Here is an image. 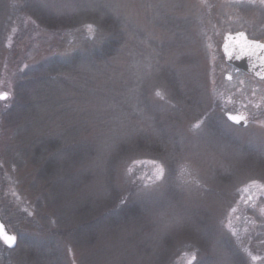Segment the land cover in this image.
Here are the masks:
<instances>
[{
    "label": "rangeland",
    "instance_id": "374dc122",
    "mask_svg": "<svg viewBox=\"0 0 264 264\" xmlns=\"http://www.w3.org/2000/svg\"><path fill=\"white\" fill-rule=\"evenodd\" d=\"M237 30L264 40L262 0H0V170L15 175L0 183L46 214L0 197L19 240H0V264H264V80L226 63ZM105 38L119 44L112 57L15 88L23 71ZM24 88L36 111L9 119ZM237 112L248 126L226 119ZM44 135L101 148L37 209L44 183L22 147Z\"/></svg>",
    "mask_w": 264,
    "mask_h": 264
},
{
    "label": "trees",
    "instance_id": "16d2710c",
    "mask_svg": "<svg viewBox=\"0 0 264 264\" xmlns=\"http://www.w3.org/2000/svg\"><path fill=\"white\" fill-rule=\"evenodd\" d=\"M118 42L114 38H109L103 40V41H97L95 40L92 43V47L90 51L86 49L84 53L81 51H77L74 54L70 55L69 59H62L60 56H53L50 59L46 60L45 62H41L36 67H39L40 69L32 71V73L29 70L23 71L19 77L15 80V88L24 87L27 85H37V81H47L49 79H55L57 75H62L64 72H69L73 70L77 63L82 61L83 56H87L86 54H89V59L92 61L98 62L101 59H108L112 57L116 50L118 49ZM88 48V47H87ZM88 50V51H87ZM86 58V57H84ZM40 70H45L46 73L42 74H36V78L32 79V74L34 72H39ZM70 77H66V79H69ZM69 84V83H68ZM70 86V84H69ZM19 91V89H18ZM28 89L24 88V94L22 98H18V102L14 103L8 113H6V117L9 119H13V111L17 109L16 111L19 112V109H23L24 112H35L36 110L33 109V101L29 98L27 94ZM41 92L46 91V89L39 90ZM47 95H43L42 97L38 96L37 99L40 101L44 106H47L50 103L49 98H46ZM42 98V99H41ZM46 98V99H45ZM18 105V107H17ZM17 107V108H16ZM73 107L69 106L67 107V111H71ZM65 111L67 114L68 112ZM94 118L92 116H89L88 121H94ZM11 123V121H7ZM21 128V127H19ZM69 136V135H68ZM78 141L77 143L80 144L77 146V148H73L74 145L71 144L70 141L64 140L61 136H48L44 135L38 140H30L28 145H25L22 147L23 156L29 160V163L36 167V177L40 180H42V183H44V188L40 190V193L35 197L37 199L32 198L33 201H36V208L38 209L40 207V202L43 201L44 197H49V192L52 193L53 196H58L59 192L64 189V186L61 188V183L59 180L62 181H69L73 180L76 176L75 174V168L71 166L72 161H77L79 158L83 157V159H90L94 158L95 155V148L96 146L98 148H101L100 143L92 144L89 142L90 140H86L84 137L76 138ZM75 151V152H74ZM126 155V154H124ZM122 156V153H121ZM117 159L114 160L112 163L108 164L106 169H109L111 173L112 167L116 164ZM87 165V164H85ZM83 165V166H85ZM82 166V167H83ZM73 168V169H72ZM77 172V171H76ZM13 170L10 169V176L7 174H4L3 171L0 170V176L3 178V180L9 181L10 179H13L15 175H13ZM81 175V171H80ZM111 175V174H110ZM108 177V176H107ZM112 177L110 176L108 180H111ZM63 183V182H62ZM2 185L0 187V197L5 198H14L19 206L24 209L25 213H31L30 210V201L31 196L29 198H23L19 201L17 197L21 196V193L23 192L21 189L16 193V191L13 189L14 185H7V183H0ZM8 186V187H7ZM31 189H35L34 186L31 187ZM36 194V192H33V195ZM117 196V195H116ZM127 196H125L124 199H126ZM123 199V200H124ZM116 200V198H115ZM122 200V201H123ZM19 201V202H18ZM117 201V200H116ZM117 202L118 204H122L123 202ZM116 203V204H117ZM4 203H1L0 201V207H3ZM119 205H117L118 207ZM116 208V207H115ZM115 208H109L104 213L99 214L98 216H103L104 214L116 211ZM127 214L134 213V211H126ZM41 213V210L33 213L34 215L38 216V214ZM31 213V216L35 217ZM42 219L46 218V214L41 213ZM19 241V240H18ZM43 248H46V245H42ZM6 248V247H5ZM7 249V248H6ZM10 250V249H9Z\"/></svg>",
    "mask_w": 264,
    "mask_h": 264
},
{
    "label": "water",
    "instance_id": "95a60500",
    "mask_svg": "<svg viewBox=\"0 0 264 264\" xmlns=\"http://www.w3.org/2000/svg\"><path fill=\"white\" fill-rule=\"evenodd\" d=\"M243 35H240V34ZM256 45H264V41L251 38L247 32L238 30L234 32H227L224 35L221 46L225 61L232 66L235 71H242L257 79L264 80V48H259ZM227 46V50H226ZM242 115L246 117V121L236 123L229 119V115ZM226 118L232 124L240 127H246L249 124L248 115L244 112L227 113ZM0 225L5 226L7 233L15 235L9 228L8 224L0 214ZM16 236V235H15ZM16 243L9 247L2 241V243L9 249H15L18 245V237L16 236Z\"/></svg>",
    "mask_w": 264,
    "mask_h": 264
},
{
    "label": "snow or ice",
    "instance_id": "6c2138e0",
    "mask_svg": "<svg viewBox=\"0 0 264 264\" xmlns=\"http://www.w3.org/2000/svg\"><path fill=\"white\" fill-rule=\"evenodd\" d=\"M262 2H264V0H262ZM88 28L90 31L93 30L91 25H89ZM240 35L243 34L241 33ZM256 46L259 48H264V45H256ZM226 50H227V46H226ZM157 95H160V93L158 92ZM7 98H8V93L0 92V100H6ZM229 119L233 120L236 123H240L241 121H246V117L239 114L229 115ZM196 126L198 127L199 125ZM157 168H158V175H157V179H158L163 175V168L160 166H157ZM16 239L17 238L15 235H11L6 232L4 225H0V240H3L5 244L11 247L16 243ZM192 260H195V255L192 256ZM189 264H191V261H189Z\"/></svg>",
    "mask_w": 264,
    "mask_h": 264
}]
</instances>
